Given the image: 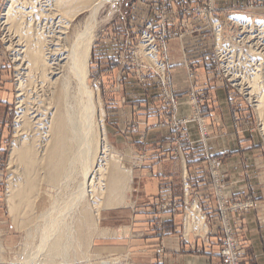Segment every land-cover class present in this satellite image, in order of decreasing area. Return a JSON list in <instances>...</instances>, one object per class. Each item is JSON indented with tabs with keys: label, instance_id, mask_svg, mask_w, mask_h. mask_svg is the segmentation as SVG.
Masks as SVG:
<instances>
[{
	"label": "rangeland",
	"instance_id": "374dc122",
	"mask_svg": "<svg viewBox=\"0 0 264 264\" xmlns=\"http://www.w3.org/2000/svg\"><path fill=\"white\" fill-rule=\"evenodd\" d=\"M8 1L0 0V117L4 110V117L0 121V264H107L113 261L116 264H149L153 259L157 262V258H164L165 247L161 241L148 244L150 238L143 230L155 232L157 237H162L158 235V231L162 234L165 230L161 228L155 231V226L153 229L144 225L146 218L137 216L135 219L133 214L136 212L140 215V210L146 212L147 209L156 213L173 214L172 218L176 217V228L180 230L179 235L186 245L189 244V236L190 239L196 237L201 241L214 237L219 263L222 261L221 241L230 230L240 248L241 264H244L241 255V240L244 241L243 218L256 210V200L249 195H227L228 175L222 173L221 167L229 154L213 155L206 150L207 141L219 137L226 131V127L217 124L215 120V116L220 113L213 116L210 114L213 111L211 108H214V99L224 100L223 104L227 107L223 106L231 117L236 142L251 151L247 161L251 164L250 168L256 179L260 177L264 182V108L260 112L255 103V93L248 96L247 89V92L244 90L245 94L230 75L224 72V61L217 53L213 19L211 24L208 18L197 15L207 7L209 0H100L92 8L95 13L92 9H85L73 19L70 32L74 27H83L94 13L92 17L95 18V28L88 60L87 87L94 95L98 93L99 96L104 132L102 144H105L106 154L119 159L121 167L130 171V180L127 181L130 184L127 183L128 188L125 187V202L120 205L103 208L106 204L104 198L98 199L101 201L100 211L97 218L91 212L93 226L89 232L80 227L71 228L78 233L74 238L80 240L82 245L79 249L73 244L66 262H49L43 258V254H39L34 259L36 261H25L32 251L36 253L34 248H37L39 238L35 233L31 240L28 239L26 226L19 222L30 219L34 222L33 227L36 221L42 223L41 219L37 220V216L48 209L56 197L66 198L69 192L64 189V192L59 191L56 196L57 190L41 181L40 195L33 203V208L19 215L15 221L12 220L7 203V187L8 182L14 179L15 172L13 173V166H8V157L13 141L18 138L15 132L19 127L17 117L22 111L19 100L24 99L25 95L19 97L23 93L18 85L20 63L15 60L19 56L16 55V48L8 41L4 25L3 13ZM212 3V16L222 27L223 37L228 39L225 40L226 53L234 52V58L229 60L236 62L239 53L251 60L247 56L253 53L257 55L256 49L262 48V45L264 47V29L261 31L263 38L259 39L260 34L253 25H235L228 17L238 15L235 17L238 20H247L248 17L264 20V0H246V5L226 9L219 8L216 0H212ZM219 5L221 6L220 3ZM142 36H149L153 40L154 58L160 68L150 62L151 54L139 49ZM172 44H177V50ZM256 57L252 59L257 62L264 59L258 55ZM181 66L183 70L182 73L179 72L180 75L173 72V69ZM234 77L235 80L243 78L248 84L247 75L235 73ZM263 77L260 76L258 81ZM179 98L186 101L188 116L176 115ZM218 106L215 108L220 109ZM114 118L118 119L115 121ZM94 123L95 139L100 147L95 116ZM108 125L113 128V134L109 132ZM190 125L196 127V141L189 139L187 130ZM157 128L161 130L160 133L147 135L148 130ZM158 145L167 147L169 151H160ZM171 162L182 163L183 173L175 181V185L178 184L181 189V199H162V196L172 195L169 188L173 184L170 182L169 186L168 180H161L159 183L164 186L163 191L151 203L143 196L147 188L142 186L141 180L145 179L141 176V171L146 170L150 174L153 171L149 165L155 167L153 165ZM190 170L194 174L193 182ZM77 179L79 177L76 176ZM76 180L70 182V191L76 185ZM199 193L203 195L200 196ZM192 201L198 205L207 227L206 232L200 233L201 235L184 233L186 208L192 205ZM239 201L243 203L238 204ZM247 203L249 205L246 206ZM84 206L89 207L87 202ZM73 213L71 218H74L70 224L75 225L74 220L79 212ZM193 249L198 251L197 247L190 246V250ZM151 250H154L153 255H150Z\"/></svg>",
	"mask_w": 264,
	"mask_h": 264
},
{
	"label": "bare ground",
	"instance_id": "6f19581e",
	"mask_svg": "<svg viewBox=\"0 0 264 264\" xmlns=\"http://www.w3.org/2000/svg\"><path fill=\"white\" fill-rule=\"evenodd\" d=\"M99 1L9 0L3 13L8 41L16 48V55L19 56L15 59L20 63L21 70L18 85L23 93L19 97L25 95L24 99L19 100L21 105L18 103L22 109L17 117V136L14 134L18 138L13 141L8 157V166H13L12 171L15 172L14 179L8 180L7 187V203L12 220L15 221L19 215L33 208V203L40 195L41 181L56 189V196L59 191L64 192V189L69 192L66 198L56 197L49 208L37 216V220L41 219L42 223L36 221L33 227L34 222L30 219L19 222L26 226L28 239L31 240L35 233L39 238L38 246L34 248L36 253L32 251L25 261H36L34 259L43 254V258L49 262H66L73 244L77 248L82 245L80 240L74 238L78 233L71 228L80 227L90 231L93 226L91 212L97 218L100 211L101 201L98 199L104 198L106 204L103 208L125 202L124 191L130 184L127 181L131 174L128 169L121 167L119 159L106 154L105 144H102L104 132L99 96L87 87L88 60L95 28V18L92 16ZM85 9H92L93 15L84 21L83 27H74L71 33L73 19ZM236 16L231 15L228 20L243 27L253 25L260 34L258 38H263L261 31L264 29V20L248 16L247 20H238ZM142 37L139 49L151 54L150 62L160 68L154 58L153 40L149 36ZM222 38V27L216 24L215 42L219 51L227 47ZM256 53L258 57L264 58L263 45L256 49ZM257 55L253 53L247 56L251 60L244 57L243 66L248 84L243 78L231 79L242 91L247 92L248 89V96L255 93L256 97L253 98L261 112L264 108V77L261 81L258 79L264 76V59H259V62L253 60ZM94 116L99 129L100 147L95 139ZM76 176L79 179L76 180ZM75 180L76 185L70 191V182ZM86 202L89 209L84 206ZM189 206L186 208L184 233L204 234L207 227L198 205L192 202ZM73 212H79L74 220L75 225L70 224L74 218H71ZM86 238L89 237L86 235ZM116 263L113 261L107 264Z\"/></svg>",
	"mask_w": 264,
	"mask_h": 264
},
{
	"label": "crops",
	"instance_id": "0c3cea01",
	"mask_svg": "<svg viewBox=\"0 0 264 264\" xmlns=\"http://www.w3.org/2000/svg\"><path fill=\"white\" fill-rule=\"evenodd\" d=\"M217 6L219 8H234L237 5H246V0H233V2H227L230 0H216ZM225 1V3H224ZM221 4V6L219 5ZM223 3V4H222ZM177 44H172V47L176 49ZM196 48V46L194 47ZM177 50V49H176ZM177 57V56H176ZM178 58V57H177ZM179 59V58H178ZM171 60H175V58H171ZM174 63V62H173ZM172 63V65H173ZM171 66V65H170ZM182 66L178 67L177 69H173V72L182 73ZM176 87V85H175ZM176 91V88H175ZM179 104L177 106V112L176 115L178 117H185L189 115V108L186 107V101L179 98ZM213 103V110L210 115H215L216 113H220L219 116H215V120L217 124H221V126L226 127V131L222 132L219 137L210 138L207 141V147L206 150L209 154H226L228 155V158L223 162L221 171L223 174H227V187H226V193L227 195L233 194H243V195H249L254 200H256V210H253L245 215L243 218V224L244 227L242 229V234L244 235V241L242 242V258L244 264H264V182L260 177L256 179V176L253 174V170L250 168L251 164L247 161V156L251 155V151H248L244 149L243 145L239 146L238 142H236L235 138V132L234 128L232 126V120L231 117L226 110V104H223L224 100H220V98L214 99ZM220 106V109H217L215 107ZM225 105L226 107L224 108ZM218 106V108H219ZM1 111V110H0ZM4 117V110L3 115L0 117ZM112 119V118H111ZM115 121L118 118H114ZM213 121V119H211ZM211 122V121H210ZM108 128L110 129L109 132L112 133L113 128L108 125ZM116 131V130H115ZM160 129H152L147 131V135H154L160 133ZM187 133L189 135V139L196 141L198 139V133L196 130V127L194 125H190L189 129L187 130ZM113 134V133H112ZM161 139V138H160ZM160 151H169L167 147L160 146ZM250 157V156H249ZM181 164V166H180ZM155 167H149L153 171V173H147L146 170H142L141 176L145 180L143 181L142 186L144 188H147V190L144 193V198L148 201H151L152 199H155L154 197L157 194H160V191H163L164 186L162 187L161 183H159L161 180H168L169 186L170 182L173 184L172 188H169L172 192V195H166L162 196V199L169 201L175 199H181V189L179 188V185H175V181H178L180 177L179 174L183 173V167L182 163H162L153 165ZM159 167V168H158ZM159 169V170H158ZM150 170V171H151ZM159 171L158 173L155 171ZM163 170V171H162ZM144 173V174H143ZM190 173L191 170H190ZM192 173V182H193V176ZM160 185V186H159ZM161 195V194H160ZM163 195V194H162ZM199 195H203L200 194ZM168 196V197H167ZM159 199V195H158ZM160 200V199H159ZM157 198L156 201L158 203ZM167 200V201H168ZM194 201V200H193ZM192 201V202H193ZM147 203V202H146ZM149 205V204H148ZM140 215H137L136 212H133L135 214V219L138 217L146 218L144 225L146 226H155V231H158V229L163 228L165 232L160 234L158 231V235H161L162 237H157V234L154 232H150L145 229V235L150 238L148 241H150L148 244L152 245L153 243H161L165 247V254L164 258L160 257L157 258V262L155 259L150 260L149 264H217L220 261L218 257V248L215 246L213 239L214 237H209L206 239L199 240L198 238L194 237L191 238L189 236V239L187 240L189 242L188 245L184 243V240L180 237L179 231L176 228V217L173 216L171 213H160L157 211H150L149 209L145 211L140 210ZM144 228V226H143ZM154 229V228H153ZM168 230V232H166ZM153 231V230H152ZM178 233V234H177ZM143 234V232H142ZM154 238V239H153ZM131 244V243H130ZM194 246L198 248V251L190 250V246ZM154 250L150 251V255H153ZM153 257V256H152ZM154 257L157 256L154 254ZM159 259V260H158Z\"/></svg>",
	"mask_w": 264,
	"mask_h": 264
},
{
	"label": "built area",
	"instance_id": "2783aa9c",
	"mask_svg": "<svg viewBox=\"0 0 264 264\" xmlns=\"http://www.w3.org/2000/svg\"><path fill=\"white\" fill-rule=\"evenodd\" d=\"M212 0H209L207 7L203 10H201L197 15H202L204 19L208 18L209 21L212 24V19H213V29L215 31V25L218 24L219 22L213 18L212 16ZM228 38V37H227ZM223 42L225 43L226 37L222 38ZM217 48V46H216ZM218 50V55L221 57L224 61L223 64V69L224 72L228 75H230L231 78H234L235 73H241L245 74L246 69L243 66L244 65V57L240 55V53L237 55L236 62L230 61V58H234V52L232 53H226V49H223V51ZM216 53V52H215ZM238 204H242V201L237 202ZM249 205L248 203L246 206ZM220 254L222 256V261L219 264H241L240 260V248L238 244L236 243L233 233H230V230L224 240L221 241V251Z\"/></svg>",
	"mask_w": 264,
	"mask_h": 264
}]
</instances>
